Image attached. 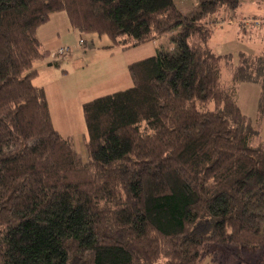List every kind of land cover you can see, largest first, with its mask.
<instances>
[{
  "label": "trees",
  "instance_id": "trees-1",
  "mask_svg": "<svg viewBox=\"0 0 264 264\" xmlns=\"http://www.w3.org/2000/svg\"><path fill=\"white\" fill-rule=\"evenodd\" d=\"M173 1L0 0V264H225L233 247L264 264V41L232 64L210 17L241 0ZM58 12L122 49L178 28L173 51L128 65L129 87L82 103L85 162L32 83ZM242 83L259 87L253 116Z\"/></svg>",
  "mask_w": 264,
  "mask_h": 264
},
{
  "label": "rangeland",
  "instance_id": "rangeland-1",
  "mask_svg": "<svg viewBox=\"0 0 264 264\" xmlns=\"http://www.w3.org/2000/svg\"><path fill=\"white\" fill-rule=\"evenodd\" d=\"M177 9L189 15L197 9V0H174ZM211 37L209 48L215 54H231V63L235 64L237 52H246L252 56L259 55L264 41V0H241L233 10H223L211 16ZM178 31L173 29L157 39L138 46L122 49L112 45L105 37L93 34H78L71 37L64 56L57 55L58 48H50L44 58V64L50 67L39 68V60L34 61L32 69H39L34 84L45 85L49 111L52 114L53 128L61 136H69L73 140L75 151L81 159L86 156V130L81 104L95 97L123 90L131 85V78L125 63L135 62L154 55L157 51L171 52L174 43L171 36ZM82 40L83 45L79 42ZM74 52L82 58L86 65L82 70L73 69L70 62L75 58ZM48 63V65H47ZM61 65L59 68L58 66ZM74 65V64H73ZM65 71V72H64ZM228 70L225 68L224 75ZM80 82L81 84H77ZM238 103L246 114L253 116L258 103L259 87L252 83L239 86ZM212 102L207 108L212 109ZM72 114L69 121L61 118ZM264 138V120H263ZM253 264L254 256L233 247V255L225 264ZM204 264H214L205 261Z\"/></svg>",
  "mask_w": 264,
  "mask_h": 264
},
{
  "label": "crops",
  "instance_id": "crops-1",
  "mask_svg": "<svg viewBox=\"0 0 264 264\" xmlns=\"http://www.w3.org/2000/svg\"><path fill=\"white\" fill-rule=\"evenodd\" d=\"M75 31L76 30L72 29L71 26L69 25V22H68V19H67V16L65 15V13L58 12V13L51 14L49 16L48 21L45 24H43L37 28L36 38L39 42V45H40V48L42 49V51H45L48 53L51 50L50 48H52V47L60 48L63 46H68L69 44H67V43H69L68 42L69 40L71 41V37H75ZM76 33H78V32L76 31ZM78 34L80 35V33H78ZM73 56H75V58L73 59V63L70 62L73 69H75V70L84 69V67L86 65L83 64L82 58L77 55V52H74ZM65 57H66V55H64V59L67 62ZM130 63H132V62L131 61L126 62L125 67H128V65ZM47 65H48V63H47ZM39 66H40L39 68L50 67V66H46L44 64V59L39 60ZM60 66L61 65H59L58 68ZM34 70H35V75L32 78V83L37 79L39 69H34ZM77 84H81V83L78 82ZM34 85L43 88L45 95H46L45 85H41V83L34 84ZM46 99H47V96H46ZM81 106H82V104H81ZM50 116L52 117L51 112H50ZM72 117H73L72 114H68L67 116H65L61 119L63 121H65V120L69 121ZM85 156L87 157V155H85ZM86 157L84 159H82L83 162L86 161V159H87Z\"/></svg>",
  "mask_w": 264,
  "mask_h": 264
},
{
  "label": "built area",
  "instance_id": "built-area-1",
  "mask_svg": "<svg viewBox=\"0 0 264 264\" xmlns=\"http://www.w3.org/2000/svg\"><path fill=\"white\" fill-rule=\"evenodd\" d=\"M67 49L68 48L67 47H64V46L58 48L57 49V55L60 56V57L64 56L66 54Z\"/></svg>",
  "mask_w": 264,
  "mask_h": 264
}]
</instances>
